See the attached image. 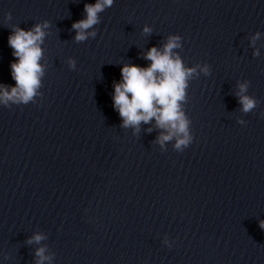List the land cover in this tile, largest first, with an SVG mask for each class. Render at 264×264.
<instances>
[{"label": "water", "instance_id": "water-1", "mask_svg": "<svg viewBox=\"0 0 264 264\" xmlns=\"http://www.w3.org/2000/svg\"><path fill=\"white\" fill-rule=\"evenodd\" d=\"M92 2L0 0L2 84L14 83L11 27L49 24L40 96L0 105V264H35L37 248L42 264H264V0H113L85 30L95 37L74 42ZM169 34L186 67L210 66L188 82L193 139L180 152L174 140L160 150L152 120L120 127L111 100L120 66H147Z\"/></svg>", "mask_w": 264, "mask_h": 264}, {"label": "clouds", "instance_id": "clouds-1", "mask_svg": "<svg viewBox=\"0 0 264 264\" xmlns=\"http://www.w3.org/2000/svg\"><path fill=\"white\" fill-rule=\"evenodd\" d=\"M112 4L113 0H93L92 3H85L83 18L71 24L74 30L73 41L83 42L95 37V30H85L99 23L98 13ZM3 18L5 22L8 21L10 14L5 12ZM48 27L47 20L33 24L27 30L17 26L11 27L6 42L12 50L11 56L15 58L9 64L10 77L14 83H0V105L8 107L10 103L27 104L34 102V97L40 96L38 89L41 87L45 68L41 63V45L46 35L44 29ZM151 31L152 28L148 25L141 28L144 34ZM259 36V32L253 33L250 43H254ZM181 47V37L169 34L160 49L152 46L143 53V58L149 61L147 66L122 64L120 79L112 84V107L120 118V127H131L135 132L139 130L141 122L147 124L152 120L157 128L163 130L156 138L161 151L164 150V142L169 140H174L172 148L177 152L182 151L192 141L190 120L184 111L186 89L190 80L198 75L207 77L210 74V66L207 63L186 67L180 56L173 51ZM252 55L257 56L259 52L254 49ZM66 64L69 70L75 68V61L71 57L66 59ZM248 85L247 80L237 84L236 96L242 113H248L258 103L254 97L244 95ZM236 123L244 124L245 121L237 118ZM258 227L264 231V219L258 221ZM43 238L41 234H33L26 242L39 243ZM161 243L165 247L172 246L167 235L162 238ZM34 255L38 258L35 264H42L50 259L44 255L43 248H37Z\"/></svg>", "mask_w": 264, "mask_h": 264}]
</instances>
